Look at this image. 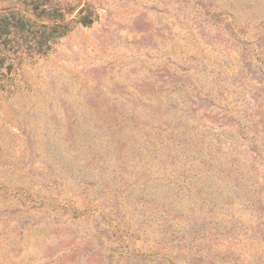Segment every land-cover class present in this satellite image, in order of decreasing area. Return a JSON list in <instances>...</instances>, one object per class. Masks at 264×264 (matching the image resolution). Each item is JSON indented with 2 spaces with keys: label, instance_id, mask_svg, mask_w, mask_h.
Wrapping results in <instances>:
<instances>
[{
  "label": "rangeland",
  "instance_id": "1",
  "mask_svg": "<svg viewBox=\"0 0 264 264\" xmlns=\"http://www.w3.org/2000/svg\"><path fill=\"white\" fill-rule=\"evenodd\" d=\"M11 14L70 31L0 67V264H264V0Z\"/></svg>",
  "mask_w": 264,
  "mask_h": 264
},
{
  "label": "trees",
  "instance_id": "2",
  "mask_svg": "<svg viewBox=\"0 0 264 264\" xmlns=\"http://www.w3.org/2000/svg\"><path fill=\"white\" fill-rule=\"evenodd\" d=\"M34 16L41 20L45 11H39L36 3L32 4ZM49 24L20 18L14 14L0 19V67L5 60H9L10 54L26 53L28 57L33 55H47L51 52L53 44L70 31V24L64 23L61 15L59 18L45 16ZM87 25V21H83ZM25 47V49H24ZM12 72V64L8 67Z\"/></svg>",
  "mask_w": 264,
  "mask_h": 264
}]
</instances>
